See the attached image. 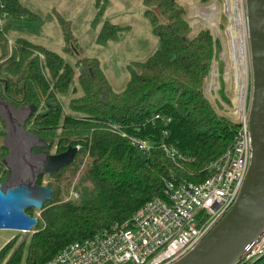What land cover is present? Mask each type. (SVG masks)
Instances as JSON below:
<instances>
[{"label":"trees","instance_id":"trees-1","mask_svg":"<svg viewBox=\"0 0 264 264\" xmlns=\"http://www.w3.org/2000/svg\"><path fill=\"white\" fill-rule=\"evenodd\" d=\"M2 1L9 18L33 19L21 0ZM199 1L207 5L220 0ZM97 4L94 27L106 0H97ZM144 5L158 48L144 61L127 66L130 77L120 92L111 86L98 59L78 58L73 65L24 38L15 39L10 53L8 28L0 33L1 98L17 109L30 104L37 107L28 130L48 142L43 152L51 154L55 148L58 154L70 145L79 147L71 165L77 170L80 157L87 155L84 180L92 186L88 201L77 204L62 199L60 189L48 184L53 189L52 200L40 210L41 225L37 224L30 236L26 254L25 241L15 247L17 240L12 239L0 249V264H45L68 245L126 222L147 202L163 196L168 182H203L209 176L207 165L233 142L238 125L219 114L203 92L213 61H218L220 42L208 29L193 36L181 0H144ZM123 29L106 21L97 42L105 45L117 40ZM66 38L68 51H73L69 41L75 39L69 33ZM223 71L221 66L220 76ZM76 73L83 94L69 101L66 113L59 95L69 92ZM219 94L222 101L231 103L222 78ZM156 115L160 118L154 124L146 122ZM107 121L127 125L130 135L152 141L154 148L144 153L128 138L108 131ZM163 145L183 158L177 156L174 161ZM1 148L0 183H5L9 177L5 164L8 150L3 145ZM70 168L51 177L59 178ZM42 180L39 178L37 184L42 185ZM31 210L27 213L34 216ZM241 264H264V257Z\"/></svg>","mask_w":264,"mask_h":264},{"label":"rangeland","instance_id":"rangeland-1","mask_svg":"<svg viewBox=\"0 0 264 264\" xmlns=\"http://www.w3.org/2000/svg\"><path fill=\"white\" fill-rule=\"evenodd\" d=\"M235 1L220 0L204 5L199 0H181L187 8V18L193 29V36L202 30L208 29L214 38L220 42L219 62L217 60L213 61L212 71L206 78V81L204 80L205 89L203 86V92L205 90V96L214 104L218 113L230 118L231 121H234L233 114L238 109L235 101L238 94L236 86L238 69L233 60L235 43L229 32L231 27L235 25L232 18L235 13L232 9ZM21 2L31 11L34 17L33 19H28L25 16L7 19L5 27L8 28L10 53L15 45V39L24 38L34 44L43 45L47 49L56 52L73 65L78 58L90 57L98 59L111 86L117 92L122 91L129 80L130 73L127 66L133 61H144L158 48V38L154 35L151 22L145 15L146 7L144 0H106L105 9L97 27L92 25L99 11L97 0H21ZM214 7L215 10L213 12L212 8ZM106 21L126 29H123L119 33L117 40H110L105 45H101L97 42V38L101 27ZM67 33L75 39L73 42L71 39L69 41L72 45L71 47L74 48L73 51H68ZM40 58L42 60L41 56ZM221 66H223L224 71L220 76ZM247 67L245 106L248 110L250 108L252 93V64L248 34ZM221 78L224 80L227 94L231 101L230 104L222 101L220 97ZM209 89H211V93ZM82 94L83 92L80 90L78 84V73H76L74 83L71 85L69 92L66 95H59V99L64 106V112H68L67 106L69 101L72 98L80 97ZM2 104L6 105V102L3 101ZM8 108L18 110L11 104ZM0 114H4L8 118L7 122L4 120L0 122V155L4 152L1 146L7 145L8 155L5 158L6 160L10 156V148L15 149L19 146V125H16L17 121L10 120L7 110L2 109L1 105ZM0 119L2 118L0 117ZM30 119L24 124V131L28 133H32L28 130L30 127L28 126V121ZM25 139L28 141L27 138ZM48 147L44 150H47ZM35 149H32L33 153H36ZM54 151L55 148L52 149L51 155L55 154ZM22 153L20 150L19 156L16 153L11 156L14 162V169L13 167H7L9 169V176L13 171L18 172L19 177H21L33 170V165L26 160V157ZM43 154L49 155L46 152H43ZM80 160H82V163L77 170L73 168L74 165H71L69 167L72 169L64 171L59 178L51 177V175L40 176L39 178L43 177L42 185L47 186L48 184H52L55 188L60 189L59 193L62 199L73 200L77 204H84L90 198L89 191L92 186L84 180V172L89 157L87 155L82 156ZM39 178L36 183H38ZM31 209L34 217L39 218L40 210ZM38 225H41V223L38 222ZM35 228L28 233L7 229L0 230V249L12 239L17 240L15 247L25 241V255L30 236L35 232Z\"/></svg>","mask_w":264,"mask_h":264},{"label":"built area","instance_id":"built-area-1","mask_svg":"<svg viewBox=\"0 0 264 264\" xmlns=\"http://www.w3.org/2000/svg\"><path fill=\"white\" fill-rule=\"evenodd\" d=\"M240 7L248 34L247 0H240ZM3 9L5 4L0 0V33H4L9 18ZM40 56L44 59L43 55ZM245 105L242 110L234 111L233 123L238 125L234 140L207 165V179L201 183L168 182L163 196L147 202L129 220L115 224L92 238L68 245L45 264H175L181 260L231 210L244 186L253 156L250 108L247 110ZM159 118L160 115H156L146 122L154 124ZM127 127L121 122H106L108 131L128 138L144 153L154 148L152 141L130 135ZM163 147L174 161L177 156L183 158L175 149ZM263 257L264 232L244 261Z\"/></svg>","mask_w":264,"mask_h":264},{"label":"water","instance_id":"water-1","mask_svg":"<svg viewBox=\"0 0 264 264\" xmlns=\"http://www.w3.org/2000/svg\"><path fill=\"white\" fill-rule=\"evenodd\" d=\"M247 6L252 64L251 165L241 193L231 210L193 250L175 264H241L264 232V0H247ZM2 102L0 96V103ZM9 105L6 102L4 106ZM12 110L22 114L17 119L20 136L23 132L33 142L27 146L23 137H20L21 148H10V156L5 164L14 169L11 156L15 153L19 156L21 150L26 160L33 165V170L21 177L18 172L14 174L13 171L5 183H0V230L31 231L38 224V218L28 214L26 210H41L46 202L52 200L53 194L52 188L37 185V179L69 167L74 163L79 147L70 145L67 150L58 154L36 155L32 149L44 150L49 146L45 140L24 131L25 122L34 116L37 107L30 104L27 109ZM0 117L7 122L8 118L4 114H0ZM29 156L36 163L29 161Z\"/></svg>","mask_w":264,"mask_h":264},{"label":"bare ground","instance_id":"bare-ground-1","mask_svg":"<svg viewBox=\"0 0 264 264\" xmlns=\"http://www.w3.org/2000/svg\"><path fill=\"white\" fill-rule=\"evenodd\" d=\"M232 9L235 12L233 14V17H232L234 19L235 25L231 27V30L229 32L231 34V37H233V40L235 43L233 60H234L235 66L238 69V74H236L237 75L236 86H237L238 94H237L235 101H236L238 108H239V111H240L244 108L245 98H246L245 97L246 96V89H247V76H248L247 29H246L245 24H244V13L240 7V0H236L234 2V6H232ZM212 10L214 12L215 7L212 8ZM212 17H213V15H212ZM0 105H1L2 109L7 110V114L10 116L11 121H17V119H19V117H21L22 114H20L19 112H15V110H12V108H8V107L4 106L2 103H0ZM18 124L19 123L17 122L16 125L18 126ZM18 129H20L19 126H18ZM18 132H19V130H18ZM21 133H22V136H20V134L18 133V140H19L18 143L19 144L21 143L19 137H23L27 146L29 144H31V142H33L31 137H29L26 134H23V132H21ZM25 138H27L28 141ZM27 155H29L28 151H27ZM28 160L31 161L32 163H36V160L30 156H29ZM14 174H16V172H14ZM16 178H17V176L14 177L13 179H16Z\"/></svg>","mask_w":264,"mask_h":264},{"label":"flooded vegetation","instance_id":"flooded-vegetation-1","mask_svg":"<svg viewBox=\"0 0 264 264\" xmlns=\"http://www.w3.org/2000/svg\"><path fill=\"white\" fill-rule=\"evenodd\" d=\"M21 109V108H20ZM27 109V108H26ZM1 120H3V119H1ZM6 147V146H5ZM7 148V147H6ZM35 151H36V155H42L43 154V151L42 150H40V149H35Z\"/></svg>","mask_w":264,"mask_h":264}]
</instances>
